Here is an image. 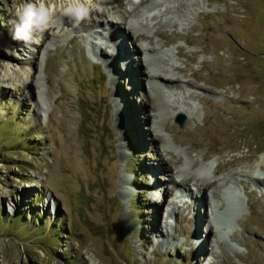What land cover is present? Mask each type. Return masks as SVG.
<instances>
[{"label":"rangeland","instance_id":"1","mask_svg":"<svg viewBox=\"0 0 264 264\" xmlns=\"http://www.w3.org/2000/svg\"><path fill=\"white\" fill-rule=\"evenodd\" d=\"M25 2L0 0V264H264V0H93L27 44Z\"/></svg>","mask_w":264,"mask_h":264},{"label":"clouds","instance_id":"2","mask_svg":"<svg viewBox=\"0 0 264 264\" xmlns=\"http://www.w3.org/2000/svg\"><path fill=\"white\" fill-rule=\"evenodd\" d=\"M93 0H34L15 7L14 39L34 42L35 34L44 32L56 19H67L73 25L86 20Z\"/></svg>","mask_w":264,"mask_h":264},{"label":"bare ground","instance_id":"3","mask_svg":"<svg viewBox=\"0 0 264 264\" xmlns=\"http://www.w3.org/2000/svg\"><path fill=\"white\" fill-rule=\"evenodd\" d=\"M131 7V6H130ZM131 13H134V9H130V11H129V13L128 14H131ZM67 22H69L67 19H56V20H54L52 23H51V25L44 31V32H42V33H40V32H38V39H37V41H43L44 39V37H42V35H45L46 34V32L47 31H55L58 35H59V37L60 38H64L65 36H66V34H67V31H66V29L67 28H65V26H64V23H67ZM69 23H71V22H69ZM82 23V22H81ZM122 24H127V18H125L123 21H122ZM114 26V25H113ZM112 31L115 33H113L112 34V32L110 33V39H112V42H113V44L115 45V47H116V41L117 42H122V40H123V38H124V36H122L123 34L125 35V34H127V35H129V33H130V29L129 28H125V31H122L121 33H119V30H118V28H114L113 27V29H112ZM108 35H109V32H108ZM108 35H107V38H108ZM118 37H120V38H118ZM137 37H139V36H137ZM109 40V39H108ZM117 52H124V50L122 51V48H120V47H118L117 46V50H116ZM116 51H114V47H113V49L111 50V52L107 55V56H109V58L111 57V56H113L114 57V60H118V61H120V62H124V64L125 63H127V65H123L122 66V68H121V70H124V72L126 71V69H127V66H128V63L131 61V58H130V56H128V55H126V56H123V55H121V53H118L117 54V52ZM129 52H131V50L129 51ZM27 53H28V55H29V57H31V58H33V59H36V57L38 56V50H37V47H36V45H32V46H30V48L27 50ZM120 60H119V59ZM102 60V59H101ZM126 60H127V62H126ZM102 63H103V65L105 66V67H108V68H115V70H116V68H117V65L118 64H116V63H113V62H107L106 60H102L101 61ZM114 73V75H116L115 74V72H117V73H119L117 70L116 71H113ZM121 72H123V71H121ZM127 72H128V69H127ZM28 75H29V73H27ZM26 74V75H27ZM148 76V75H147ZM118 76L116 75V78H117ZM115 78V79H116ZM150 80H153V81H155V82H163V84H169L170 82H172V80H169V79H164V77H160L159 75H153V76H151L150 77ZM21 81L22 82H26L27 81V77H23L22 79H21ZM116 81V80H115ZM27 83V82H26ZM117 102L118 103H120V105H121V101L120 100H118V98H117ZM151 171H152V169H151ZM151 185H152V187L153 188H155V189H157V186H158V184H156L155 183V181L153 180L152 181V183H151ZM204 186H207V185H204ZM159 187V186H158ZM151 189V188H150ZM176 189H178V187L176 188ZM176 189H172L173 191L172 192H174V190H176ZM161 192V191H160ZM165 193H167V194H169V191L167 190H165ZM160 195L162 196V195H164V194H162V193H160ZM246 196V195H245ZM203 197V196H202ZM247 197V196H246ZM162 198V197H161ZM200 199V198H199ZM204 200V199H203ZM154 202V203H153ZM151 201V204H153V206H155V208H158V209H160V207L158 206V205H156V203L155 202H157L158 204H160V200H157V201ZM203 206H204V204H203ZM162 207V206H161ZM194 207H195V209H197V212H200V209L202 208L200 205H199V203L198 202H196L195 201V203H194ZM230 208H226L222 213H219L218 214V216L220 217V218H223V219H225V218H227L228 217V210H229ZM193 212V211H192ZM200 214V213H199ZM196 216V218H197V216L198 215H195ZM214 216V215H213ZM213 219H215V217H213ZM196 220V219H195ZM217 220V219H216ZM196 224H198V222L196 221ZM200 224V223H199ZM195 231H197V230H195ZM198 241V240H197ZM202 241V240H201ZM201 241L199 242V243H201ZM203 242V241H202ZM201 245V244H200Z\"/></svg>","mask_w":264,"mask_h":264},{"label":"trees","instance_id":"4","mask_svg":"<svg viewBox=\"0 0 264 264\" xmlns=\"http://www.w3.org/2000/svg\"><path fill=\"white\" fill-rule=\"evenodd\" d=\"M245 189V188H244ZM245 195H246V192H245ZM247 196V195H246ZM0 215L2 216L3 220L5 219V214H3V211H0ZM38 215V214H37Z\"/></svg>","mask_w":264,"mask_h":264},{"label":"water","instance_id":"5","mask_svg":"<svg viewBox=\"0 0 264 264\" xmlns=\"http://www.w3.org/2000/svg\"><path fill=\"white\" fill-rule=\"evenodd\" d=\"M179 124H180V125H182V120H181V121H179Z\"/></svg>","mask_w":264,"mask_h":264}]
</instances>
